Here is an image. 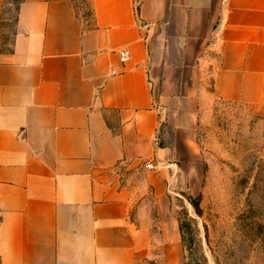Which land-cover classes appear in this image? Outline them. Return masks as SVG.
I'll use <instances>...</instances> for the list:
<instances>
[{
	"label": "crops",
	"instance_id": "1",
	"mask_svg": "<svg viewBox=\"0 0 264 264\" xmlns=\"http://www.w3.org/2000/svg\"><path fill=\"white\" fill-rule=\"evenodd\" d=\"M90 6L23 0L0 48V264H186L174 170L215 100L264 132V0Z\"/></svg>",
	"mask_w": 264,
	"mask_h": 264
},
{
	"label": "rangeland",
	"instance_id": "2",
	"mask_svg": "<svg viewBox=\"0 0 264 264\" xmlns=\"http://www.w3.org/2000/svg\"><path fill=\"white\" fill-rule=\"evenodd\" d=\"M21 1L5 0L0 48L11 47ZM72 1L89 21L90 0ZM196 140L194 158L181 151L170 184L186 264H264V132L258 116L242 104L215 100L201 110ZM191 198H198L199 212Z\"/></svg>",
	"mask_w": 264,
	"mask_h": 264
},
{
	"label": "built area",
	"instance_id": "3",
	"mask_svg": "<svg viewBox=\"0 0 264 264\" xmlns=\"http://www.w3.org/2000/svg\"><path fill=\"white\" fill-rule=\"evenodd\" d=\"M120 56L122 61H126L129 59V51L126 49H123L120 51ZM145 167L149 169H154L156 166L153 161H148L145 163Z\"/></svg>",
	"mask_w": 264,
	"mask_h": 264
},
{
	"label": "trees",
	"instance_id": "4",
	"mask_svg": "<svg viewBox=\"0 0 264 264\" xmlns=\"http://www.w3.org/2000/svg\"><path fill=\"white\" fill-rule=\"evenodd\" d=\"M21 2L19 3V6H20ZM19 6H18V9H17V15H18ZM4 13H5V6H4ZM191 203L193 204L194 208L199 212L200 207H199V200H198V198H191ZM180 228H181V232H183V225H182L181 222H180Z\"/></svg>",
	"mask_w": 264,
	"mask_h": 264
}]
</instances>
